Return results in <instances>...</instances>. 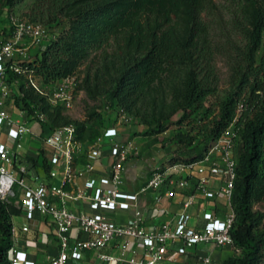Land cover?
Returning a JSON list of instances; mask_svg holds the SVG:
<instances>
[{"label": "trees", "instance_id": "trees-1", "mask_svg": "<svg viewBox=\"0 0 264 264\" xmlns=\"http://www.w3.org/2000/svg\"><path fill=\"white\" fill-rule=\"evenodd\" d=\"M221 1L231 14L230 35L224 46L215 45L206 19L219 8L216 0H0L9 11L30 4L27 16L31 21L61 27L27 62L44 86L74 76L93 53L113 45L115 58L121 59L122 65L110 103L132 115L146 80L178 63L191 67L183 89L175 95L180 118L161 124L158 131L175 125L189 138V145L202 136L205 152L187 156L189 162L203 158L234 126L237 176L231 205L236 218L231 234L236 253L222 264H259L264 258V213L255 206L264 202V0ZM223 51L230 84L225 97L220 98L215 55ZM8 78L21 83L14 95L17 106L31 114H43L45 129L75 123L82 141L89 144L96 140L83 138L80 129L84 123L74 122L61 106L50 104L27 83L25 75L9 71ZM213 97L215 101H211ZM185 128L187 134L181 133ZM44 168L50 171L46 159ZM20 213L14 199L0 198V264H11L12 218Z\"/></svg>", "mask_w": 264, "mask_h": 264}, {"label": "built area", "instance_id": "built-area-1", "mask_svg": "<svg viewBox=\"0 0 264 264\" xmlns=\"http://www.w3.org/2000/svg\"><path fill=\"white\" fill-rule=\"evenodd\" d=\"M11 19L13 37L0 44V131L4 125L16 127L17 136L22 140L26 134L32 133V122L45 123L46 118L37 111L31 114L20 108V118L14 119L1 109L19 84L18 80H9L8 72L25 75L29 84L45 96L50 104L61 106L65 111L75 106L78 83L74 76H69L50 86L42 85L27 62L29 47L41 44L46 37V28L41 23L29 22L13 15ZM231 128L211 146L202 159L156 166L148 181L136 193L125 189L126 166L134 148L120 139V131L115 126L106 128L103 135L91 144L80 139L75 123L49 130L45 136L40 134L44 144L50 148V163L58 167L52 169L49 175L61 179L59 185L43 180L34 181L28 165L19 162L17 154L6 143L0 142V198L14 199L26 217L21 230L12 225L11 264H38L30 257L22 234L40 231L44 219H49L56 226L60 247L58 256L50 264H69L70 259L81 260L85 251H102L115 241L120 242L122 254L115 256L100 252L99 257L104 264H165L169 242L177 241L183 244L178 250L180 254H186L188 248L199 243L235 248L231 231L236 214L231 198L237 176V160L234 137L227 136ZM233 136H237L236 132ZM106 141L113 157L112 163L100 177L90 176L84 188H78L77 181L84 176L75 166L78 156L88 152L93 162L88 165L87 171L94 173L96 166H103L100 162L101 146ZM18 147H22L21 142ZM208 171L225 177V185L220 193L229 198L230 210L224 218H217L211 212L204 213L206 224L197 230L190 226L191 217L186 211L195 203L199 193L205 198L213 197V191L208 188ZM72 185L77 188H71ZM164 187L168 188L165 195L171 198L178 195L177 188L194 189V192L184 201L183 211L174 227L171 222H167L159 231H149L143 211L137 206L139 195L150 190L161 192ZM75 201L84 202L88 209L72 208L70 205ZM132 208L135 209V216L126 224H116L107 214ZM72 229H78L82 236L72 238ZM130 241L143 245L140 257L136 255L137 250L132 251L131 257L126 255ZM201 262L221 264L214 262L211 257H201Z\"/></svg>", "mask_w": 264, "mask_h": 264}, {"label": "rangeland", "instance_id": "rangeland-1", "mask_svg": "<svg viewBox=\"0 0 264 264\" xmlns=\"http://www.w3.org/2000/svg\"><path fill=\"white\" fill-rule=\"evenodd\" d=\"M216 1L219 8L207 14L206 19L210 22L215 45L224 46L230 35L231 14L223 1ZM29 10L30 4H25L9 11L0 2V44L13 37L12 15L33 22L27 16ZM37 23L43 24L46 28V37L40 44L41 47H45L47 42L57 36L61 27L43 22ZM114 53L113 45L93 53L74 75L78 83L75 106L64 113L74 122L84 123V127L80 129L82 137L97 139L103 135L107 127H117L120 131V139L139 151L137 155L131 156V161H133L132 167L137 168L138 173L143 176L146 173L151 174L155 164L162 159L168 165L170 163L168 159L172 157H175L172 163H177L184 162L187 156L190 157L196 151L204 154L206 143L202 141V136L189 145V138L180 134L175 125L164 132L158 131L161 124H169L180 118L182 112L175 95L183 89L187 72L191 67L178 63L175 67L164 69L157 76L146 80L136 111L129 115L110 103L114 79L118 77L122 65L121 59H116ZM215 59L220 78L219 97L224 98L230 84V68L225 51L216 53ZM26 79L28 80L27 77ZM20 84L17 85L18 88ZM211 101H215V97ZM187 132L188 129L185 128L181 133L187 134ZM234 133L235 128L232 126L227 136L234 137L236 147L238 138L233 136ZM25 141L28 142V139ZM255 209L264 213V202L256 205ZM262 228L264 230V222ZM259 264H264V258Z\"/></svg>", "mask_w": 264, "mask_h": 264}, {"label": "crops", "instance_id": "crops-1", "mask_svg": "<svg viewBox=\"0 0 264 264\" xmlns=\"http://www.w3.org/2000/svg\"><path fill=\"white\" fill-rule=\"evenodd\" d=\"M49 42H47V44ZM43 48L44 47L40 45L30 46L28 51L29 61L33 60ZM18 92V86H15L13 93L5 100L4 105L1 107L2 110L7 112L14 119L20 118V108L17 106L14 98V95L18 94ZM48 132L49 130L45 129L42 123L32 122V133L26 134L22 140H20L17 136L16 127L12 128L8 125H4L0 131V142L6 143L11 150L28 165L30 175L34 181L43 180L59 185L61 184V179L52 178L49 175L52 169L58 167L50 163L48 158L50 148L44 144L41 137V135H47ZM25 139H28V142H26ZM19 142L22 143L21 148L18 147ZM136 150L137 149L134 148L133 154L135 155L139 153V151ZM101 153L102 157L100 162L103 166H96L94 173L87 171L88 165L93 162L88 152L85 151L78 156L75 165L76 169L78 172L84 173V176L77 181L78 188H84V183L88 177L95 175L96 178H98L107 171V167L113 161V157L110 155L108 141L101 146ZM45 159L50 165L49 172H46L44 168ZM162 160L158 161L153 169L158 165H167L165 161ZM168 160H170V158ZM132 166L133 161H131L130 158L125 172V189L131 193H136L140 191L141 187L148 181L151 174L148 175L146 173L144 176L140 175L138 169ZM206 176L209 178L208 188L213 191V197L205 198L199 193L195 203L186 211L191 217L189 221L190 226L197 230H201L206 224V220L203 217L204 213L211 212L217 218H224L230 210L229 198L220 193L222 187L225 185V177L220 174H211L209 171ZM71 188L76 189L77 187L72 185ZM167 189V187H164L161 192L150 190L139 195L137 206L143 211L146 220V228L149 231H159L162 225L167 222H171L174 227L179 214L183 211L184 201L190 193L194 192V189L184 190L177 188L178 195L171 198L165 195ZM70 206L74 209H81L83 207L88 209V206L82 201L72 202ZM107 214L116 224H126L134 218L135 209L107 212ZM37 217L43 219L40 215H37ZM25 222L26 217L22 211L19 215L13 216L12 218L13 225L19 230H21ZM70 235L72 238L82 236L78 229H72ZM22 237L30 257L37 261L38 264H50L52 259L59 254L60 247L56 226L52 224L49 219H44L40 231L22 234ZM182 245L181 241L169 242L168 252L164 261L165 264H202L201 257H211L214 262L222 264L224 260L236 253L235 248L232 246L217 247L212 243H199L188 248L186 254H180L178 250ZM133 250H137L136 255L140 257L144 247L139 242L130 241L126 255L131 257L133 255ZM100 252L120 256L122 254L120 242L115 241L102 249V251L87 250L84 252V256L81 260L70 259L69 264H104V261L99 257Z\"/></svg>", "mask_w": 264, "mask_h": 264}]
</instances>
